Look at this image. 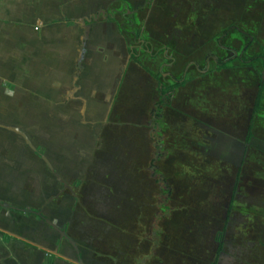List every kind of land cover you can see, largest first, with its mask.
I'll return each instance as SVG.
<instances>
[{
	"label": "crops",
	"instance_id": "obj_1",
	"mask_svg": "<svg viewBox=\"0 0 264 264\" xmlns=\"http://www.w3.org/2000/svg\"><path fill=\"white\" fill-rule=\"evenodd\" d=\"M117 1L53 0L50 11L39 9L27 12H18L22 0H10L11 4L7 5L0 1V186L5 188V192L33 187V196H37V202L42 200V203L45 201V192L40 187L52 184L57 187L68 186L74 181L77 185L96 188L110 184L108 172L103 178L97 179L101 175V162L93 161L96 154L97 159L98 156H105L108 147L103 151L101 148L108 142L102 139L99 142L97 134H93L88 127L94 123L107 124L113 108H125L127 104L131 105L127 113L132 117L141 116L147 111L153 119L156 118L155 133L180 147L181 152L172 148L165 151L169 163L182 162V149L189 135L183 130L173 132L171 127L176 128L178 121L186 120L197 129L201 128L203 139L208 136L216 140V147L211 151L202 146V153L201 147L199 152L203 155L214 154L219 162H225L219 164L229 170L230 175L231 170L234 171L233 180L238 190L244 183L254 184L264 180V135L258 131L264 122L261 104L256 113L251 111L253 102L247 112L244 105L240 106L236 102L235 105L230 103V109L226 112L220 104L217 112L210 108L207 116L204 103L201 102V118L182 114V108L189 106V95L183 94L185 87L191 82L199 85V82L186 81L174 86L178 81L161 80L163 74L157 67L171 69L174 53L165 49L168 47L165 45V48H160V54L150 56V61L141 59L143 55L139 43L142 39L140 30L136 29L141 20L131 18V15H135V9L140 8L144 0H125L135 8H130L133 14L126 7L127 4ZM27 3L34 2L28 0ZM124 7L128 9L125 12L129 15L116 19L115 16L119 15L117 12ZM11 10L18 14L11 16ZM241 31L251 37L248 28ZM233 51L235 54L239 52ZM158 55L161 57L160 65L155 60ZM215 63L213 72L222 74L244 67L234 64V67L216 71ZM224 79L221 77L219 82L222 83ZM221 83L201 82V90H210L213 85V90L221 96L220 92L223 93L226 86ZM161 86L171 87V94L167 103L165 93V104L158 106ZM228 89L233 93L232 99L238 97L236 87L226 86L225 90ZM175 93L176 96L181 95L180 99L174 97ZM174 98L177 107L174 106ZM162 107L167 110L166 119L158 117ZM120 115L118 109L117 116ZM240 122L244 127L243 133H240ZM68 123L74 125L69 127ZM108 132L105 133L114 138L115 133H119ZM247 132L250 137L244 145L243 139ZM140 134L141 144L135 153L139 157L140 154L151 155V151L147 150L151 133L148 130L147 133L140 131ZM200 145L195 144L196 147ZM155 166L148 158L147 167L152 169ZM139 184L142 185L141 182ZM262 186L263 189L264 183ZM27 191L21 194L25 199L21 204H9L7 199L0 197L4 205L28 212L23 216L5 208L0 209V264H45L46 261L51 264H74V258L81 248L79 245H63L60 237H55L61 226L56 221L51 222L49 215L44 213L45 206L40 212L31 211L32 205H28L27 199L30 191ZM236 194L241 196L242 192L237 191ZM53 196L56 198V195ZM241 197L249 198L244 202L239 201V198L232 199L233 204L241 202L246 207L253 205L252 196ZM261 197L260 215L264 218V194ZM88 198L95 201L97 196ZM255 210L260 212L259 209ZM236 222H241L240 217ZM222 246L215 264H227L224 257L230 247L224 251ZM110 247L119 248L118 245ZM206 254L207 250L201 248V263H204ZM103 259L109 263L113 258L106 256ZM246 262L242 261V264Z\"/></svg>",
	"mask_w": 264,
	"mask_h": 264
},
{
	"label": "rangeland",
	"instance_id": "obj_2",
	"mask_svg": "<svg viewBox=\"0 0 264 264\" xmlns=\"http://www.w3.org/2000/svg\"><path fill=\"white\" fill-rule=\"evenodd\" d=\"M9 1H4L3 5L11 4ZM118 1L127 4L126 7L133 14L130 9L133 5L125 0ZM27 2L22 0L18 12L50 11L53 0ZM126 7L117 12L120 16H115L116 19L129 15L125 12L128 10ZM18 12L11 10L10 15L14 17ZM131 18L141 20L136 27L142 39L139 43L143 55L141 59L150 61V56L160 54V48H165V45L168 46L165 49L174 53L171 69L157 67L163 74L161 80L174 79L178 84L199 82V85L191 82L185 87L183 94L189 95V106L182 108V114L201 118V102L207 116L210 108L217 112L220 104L225 112L230 109V103L244 105L246 112L251 107L259 84L258 73L249 66L229 70L225 74L215 73L212 66L215 61L233 58L236 55L233 50L239 51L244 59L259 53L264 46V0H144ZM247 28L252 38L249 33L246 35L241 31ZM246 43L249 45L241 50ZM155 60L160 65L159 55ZM257 69L262 70L259 65ZM221 77L225 78L222 83L227 87L238 89L237 98H231L233 93L225 90L226 86L223 93L220 92L221 96L213 90V85L210 90H201V82L221 83ZM166 92L168 103L171 90ZM262 94L260 104L264 112V89ZM174 97L180 99L181 95L176 96L175 93ZM159 99H165L160 92ZM176 99L175 107L178 106ZM128 106L131 105L113 108L107 124L94 123L88 127L93 134H97L99 142L101 139L108 142L101 148L103 151L108 147L105 156H98L97 159L96 154L93 161L101 162V175L97 179L108 172L110 184L96 188L77 185L74 181L68 186L52 184L40 187L45 192L42 203L41 199L37 202L38 197L33 196V187L5 192V188L0 186V197L7 199L9 204H21L25 200L21 194L28 189L31 211L40 212L45 206L44 213L49 215L51 222L56 221L61 226L59 231L63 235V245H79L81 248L74 258V264H210L217 245L215 237L219 232H222L221 246L224 251L230 247L224 257L225 263L242 264V261H248L247 264H264V218L260 215L264 180L254 184L244 183L238 190H241V196H252V206L246 207L241 202L234 205L232 199L239 198L244 202L249 198L237 194L233 196L232 190L236 185L234 171L231 170L230 175L229 170L220 166L222 162L214 154L203 155L199 152L201 147L202 153V146L209 151L216 147L214 138L207 136L203 139L201 128L197 129L186 120L178 121L176 128L171 127L172 131L179 133L183 130L189 135V140L182 149V162L169 163L165 151L172 148L181 152L180 147L155 133L156 118L153 119L147 111L141 116L132 117L127 113ZM118 109L122 114L120 116H117ZM166 116L167 110L160 108L158 117L166 119ZM68 124L69 127L72 125ZM262 125L258 131L264 135V122ZM239 128L243 133L241 122ZM148 130L151 142L147 150L151 151V155L140 154L139 157L135 152L141 144L140 131L147 133ZM107 131L119 133H115L114 138L106 134ZM197 143L201 145L196 147ZM72 158L75 159L73 155ZM148 158H151L152 165L156 164L155 168L147 167ZM176 165H179L178 168H175ZM94 195L97 196L95 201L88 198ZM238 217L241 219L239 223L236 222ZM55 237H59L58 232ZM110 245H118L119 248ZM201 248L207 250L204 263H201ZM106 256L113 259L107 263L103 259Z\"/></svg>",
	"mask_w": 264,
	"mask_h": 264
},
{
	"label": "trees",
	"instance_id": "obj_3",
	"mask_svg": "<svg viewBox=\"0 0 264 264\" xmlns=\"http://www.w3.org/2000/svg\"><path fill=\"white\" fill-rule=\"evenodd\" d=\"M249 45V43H246L245 45H243V47L241 48V50H245V48ZM240 52L236 53V55L233 58H229V59H225V60H221V61H217L215 63V70L219 71L222 69H226V68H231L234 67V62L236 61V64L238 66H249L252 68V70H254L256 73H258L259 76V84H258V88H257V92L254 96V100H253V105H252V113H256V111H258L261 107H260V102L263 99V89H264V46H262L260 48L259 53L252 55L246 59L242 58L239 55ZM257 65H259L262 70H258L257 69ZM181 84V83H180ZM178 83H174V86H178L180 85ZM171 87H160L159 88V92H160V96L164 95L165 93H167L166 91L171 90ZM165 103H163V101H159L157 102V105H164ZM250 137V134L247 132L245 134V137L243 139V143L244 145H246L248 143V139ZM5 208L6 210L15 213L17 215H23L26 216L28 214L27 211H24L22 209L19 208H13V207H8L3 205V203L0 202V209ZM5 238H7L8 236L4 235ZM221 236H222V232H219L216 237H215V241L217 242V246L215 248V252H214V260L212 261L211 264H215V256L217 255V253L219 252L221 245H220V241H221ZM46 264H50V261H46Z\"/></svg>",
	"mask_w": 264,
	"mask_h": 264
},
{
	"label": "flooded vegetation",
	"instance_id": "obj_4",
	"mask_svg": "<svg viewBox=\"0 0 264 264\" xmlns=\"http://www.w3.org/2000/svg\"><path fill=\"white\" fill-rule=\"evenodd\" d=\"M237 177H238V176H237ZM236 179H237V178H236ZM235 184H236V183H235ZM237 187H238V186H237ZM237 187H236V185H235V187L233 188V190H232V191H233V193H232L233 195L237 193V191H238V188H237ZM240 192H241V190H240ZM247 193H248V192H247ZM3 205H4V204H3ZM5 206H6V205H5ZM227 206H228V205H227ZM13 208H15V207H13ZM227 211H228V210H227ZM14 214H15V213H14ZM58 234H59V237H60V239H61V237L63 236L62 233H61V231L58 230ZM220 245H221V241H220ZM216 246H217V245H216ZM215 248H216V247H215ZM219 251H220V250H219ZM214 252H215V250H214ZM76 255H78V252H77ZM213 255H214V253H213ZM216 256H217V255H216ZM216 256H215V262H216ZM102 260H103V259H102ZM213 260H214V258L212 259V261H213ZM212 261H211V263H212ZM211 263H210V264H211ZM45 264H46V262H45ZM50 264H51V262H50ZM76 264H82V263H81V262H76Z\"/></svg>",
	"mask_w": 264,
	"mask_h": 264
},
{
	"label": "built area",
	"instance_id": "obj_5",
	"mask_svg": "<svg viewBox=\"0 0 264 264\" xmlns=\"http://www.w3.org/2000/svg\"><path fill=\"white\" fill-rule=\"evenodd\" d=\"M0 1H8V0H0Z\"/></svg>",
	"mask_w": 264,
	"mask_h": 264
}]
</instances>
